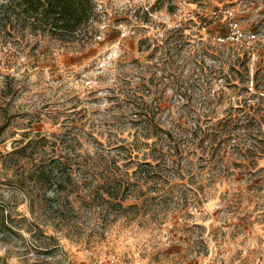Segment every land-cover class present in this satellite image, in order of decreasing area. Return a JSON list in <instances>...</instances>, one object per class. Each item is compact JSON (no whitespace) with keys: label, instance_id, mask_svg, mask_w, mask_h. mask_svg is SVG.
<instances>
[{"label":"rangeland","instance_id":"rangeland-1","mask_svg":"<svg viewBox=\"0 0 264 264\" xmlns=\"http://www.w3.org/2000/svg\"><path fill=\"white\" fill-rule=\"evenodd\" d=\"M94 5L0 27V264H264V0Z\"/></svg>","mask_w":264,"mask_h":264},{"label":"trees","instance_id":"trees-1","mask_svg":"<svg viewBox=\"0 0 264 264\" xmlns=\"http://www.w3.org/2000/svg\"><path fill=\"white\" fill-rule=\"evenodd\" d=\"M94 7V0H0V27L22 38L33 35L68 41L79 36L90 22ZM182 131L185 140L191 141L199 134L207 135L209 130L197 123ZM54 192H58L57 187ZM108 197L117 199L119 204L125 199V195L118 198L115 192H109Z\"/></svg>","mask_w":264,"mask_h":264},{"label":"built area","instance_id":"built-area-1","mask_svg":"<svg viewBox=\"0 0 264 264\" xmlns=\"http://www.w3.org/2000/svg\"><path fill=\"white\" fill-rule=\"evenodd\" d=\"M249 37H250V38H249V41H253V39H255V34H251ZM231 38H232V39H236L237 41H240V40L244 39V34H243V32L238 28L237 23H234V24L231 26ZM243 41H244V40H242L241 42L244 44ZM249 41H247V42H249ZM243 44H242V45H243ZM244 45H245V44H244ZM84 85H85L86 87H89V86L91 85V81H90V80H86V81L84 82Z\"/></svg>","mask_w":264,"mask_h":264}]
</instances>
